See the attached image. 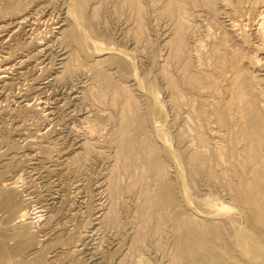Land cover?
I'll use <instances>...</instances> for the list:
<instances>
[{"label": "rangeland", "instance_id": "374dc122", "mask_svg": "<svg viewBox=\"0 0 264 264\" xmlns=\"http://www.w3.org/2000/svg\"><path fill=\"white\" fill-rule=\"evenodd\" d=\"M1 65L0 264H264V0H0Z\"/></svg>", "mask_w": 264, "mask_h": 264}, {"label": "bare ground", "instance_id": "6f19581e", "mask_svg": "<svg viewBox=\"0 0 264 264\" xmlns=\"http://www.w3.org/2000/svg\"><path fill=\"white\" fill-rule=\"evenodd\" d=\"M5 60V59H4ZM4 65V64H3ZM8 71H9V68L8 67H6V66H0V79H2L3 80V77L5 78V76H4V74H7L8 73ZM40 100V99H39ZM42 101V100H41ZM44 103V102H43ZM39 104H41V102H38V105ZM45 105V104H44ZM3 203V202H2ZM38 212H36V213H34V214H32V215H36ZM29 216H30V214L28 213V212H20L19 213V219L21 220V221H27V220H33V219H39V217L40 216H34L33 218H29ZM31 224V223H30ZM248 251H249V249L245 246V253L246 254H248Z\"/></svg>", "mask_w": 264, "mask_h": 264}]
</instances>
